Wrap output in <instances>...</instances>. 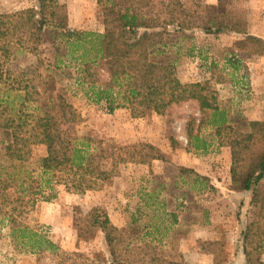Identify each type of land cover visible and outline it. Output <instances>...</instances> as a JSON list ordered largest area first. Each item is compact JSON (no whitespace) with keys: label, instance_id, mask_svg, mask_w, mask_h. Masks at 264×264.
Masks as SVG:
<instances>
[{"label":"trees","instance_id":"1","mask_svg":"<svg viewBox=\"0 0 264 264\" xmlns=\"http://www.w3.org/2000/svg\"><path fill=\"white\" fill-rule=\"evenodd\" d=\"M96 4L101 32L60 28L57 0H37L32 8L0 14V132L7 136L0 143V226L24 253L48 252L60 257L59 264H70L64 261L70 256L59 253L45 233L22 222L24 214L38 201L55 198L58 187L97 191L118 176L123 165L162 160L151 144L105 149L101 140L80 135L76 111L63 94L68 77L87 101L103 105L108 113L126 109L134 118L161 116L195 102L202 116L220 115L215 135L230 149V188L250 193L252 217L240 233L244 264H264V120L243 126L226 120L207 82L179 81L170 50L179 35L193 29L243 34L247 43L263 49L264 41L246 34L238 9L232 14L204 13L205 7L195 0ZM194 122L185 129L189 140ZM36 147L44 154L34 160ZM85 226L103 235L110 260L100 254L71 264H130L121 254L122 235L105 215L91 210Z\"/></svg>","mask_w":264,"mask_h":264},{"label":"rangeland","instance_id":"2","mask_svg":"<svg viewBox=\"0 0 264 264\" xmlns=\"http://www.w3.org/2000/svg\"><path fill=\"white\" fill-rule=\"evenodd\" d=\"M96 1L57 0L59 27L101 32ZM195 2L205 7L204 13L241 10L246 34L264 41V0ZM36 3L0 0V14ZM183 35L170 47L179 81L207 82L225 119L234 124L264 120V49L229 31L206 34L193 29ZM63 94L76 111L75 129L80 135L101 140L105 149L151 144L162 160L123 165L119 175L97 191L66 192L58 187L55 198L38 201L22 222L45 233L59 253L70 256H62L70 264L77 258L92 261L100 254L110 260L103 235L86 229L85 215L91 210L105 215L119 230L124 240L121 254L130 264H233L241 254L240 233L252 214L250 193L230 188V149L215 135L220 115L202 116L195 102L161 116L134 118L126 109L108 113L103 105L87 101L68 77ZM191 120L194 137L189 140L185 129ZM6 140L0 132V143ZM43 154V148L33 149L34 160ZM59 258L42 251L24 253L0 226V264H59Z\"/></svg>","mask_w":264,"mask_h":264},{"label":"crops","instance_id":"3","mask_svg":"<svg viewBox=\"0 0 264 264\" xmlns=\"http://www.w3.org/2000/svg\"><path fill=\"white\" fill-rule=\"evenodd\" d=\"M244 263H245V262H244V257H243V255H242V253L239 254L238 257H235V258H234V262H233V264H244Z\"/></svg>","mask_w":264,"mask_h":264}]
</instances>
